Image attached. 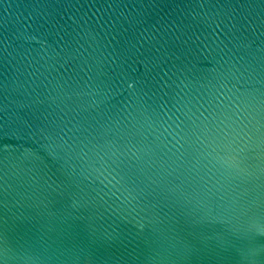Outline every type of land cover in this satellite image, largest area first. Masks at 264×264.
<instances>
[{"label":"water","instance_id":"1","mask_svg":"<svg viewBox=\"0 0 264 264\" xmlns=\"http://www.w3.org/2000/svg\"><path fill=\"white\" fill-rule=\"evenodd\" d=\"M0 264H264V0H0Z\"/></svg>","mask_w":264,"mask_h":264}]
</instances>
